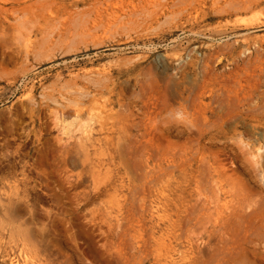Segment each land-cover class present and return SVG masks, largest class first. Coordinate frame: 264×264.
<instances>
[{
  "label": "rangeland",
  "instance_id": "rangeland-1",
  "mask_svg": "<svg viewBox=\"0 0 264 264\" xmlns=\"http://www.w3.org/2000/svg\"><path fill=\"white\" fill-rule=\"evenodd\" d=\"M0 264H264V0H0Z\"/></svg>",
  "mask_w": 264,
  "mask_h": 264
}]
</instances>
